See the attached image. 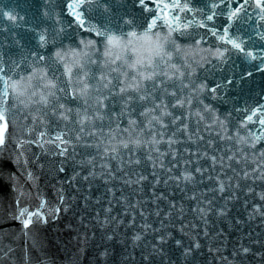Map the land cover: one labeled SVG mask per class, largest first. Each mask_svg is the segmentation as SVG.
Wrapping results in <instances>:
<instances>
[{
  "label": "snow or ice",
  "instance_id": "obj_1",
  "mask_svg": "<svg viewBox=\"0 0 264 264\" xmlns=\"http://www.w3.org/2000/svg\"><path fill=\"white\" fill-rule=\"evenodd\" d=\"M0 15V178L18 183L2 161L28 165L32 148L41 169L45 154L61 157L59 172L72 167L62 183L75 182L95 209L81 224L98 223L108 240L127 230L129 257L148 244L143 264L169 242L197 264L201 237L210 248L219 240L217 252L226 243L222 227L211 231L215 220L264 218V104L237 108L228 95L233 57L264 71V0H28L0 3ZM18 171L38 179L31 167ZM16 205L9 216L26 233L48 222L40 207ZM69 207L61 195L48 211L59 219ZM248 255L264 264V250L243 243L229 264Z\"/></svg>",
  "mask_w": 264,
  "mask_h": 264
},
{
  "label": "water",
  "instance_id": "obj_2",
  "mask_svg": "<svg viewBox=\"0 0 264 264\" xmlns=\"http://www.w3.org/2000/svg\"><path fill=\"white\" fill-rule=\"evenodd\" d=\"M28 2V0H0V3H3L8 6H15V5H24ZM29 8L27 7H21L18 9V14L21 16H25L28 13ZM5 22V17L0 15V24H3ZM20 33H23V29L19 30ZM3 33H0L2 35Z\"/></svg>",
  "mask_w": 264,
  "mask_h": 264
}]
</instances>
